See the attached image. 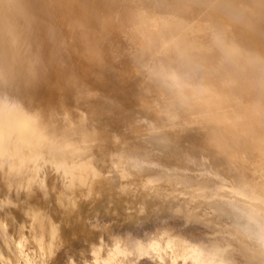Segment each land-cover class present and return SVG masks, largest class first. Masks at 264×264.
Wrapping results in <instances>:
<instances>
[{"label": "clouds", "instance_id": "obj_1", "mask_svg": "<svg viewBox=\"0 0 264 264\" xmlns=\"http://www.w3.org/2000/svg\"><path fill=\"white\" fill-rule=\"evenodd\" d=\"M0 264H264V0H0Z\"/></svg>", "mask_w": 264, "mask_h": 264}]
</instances>
